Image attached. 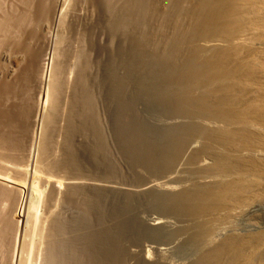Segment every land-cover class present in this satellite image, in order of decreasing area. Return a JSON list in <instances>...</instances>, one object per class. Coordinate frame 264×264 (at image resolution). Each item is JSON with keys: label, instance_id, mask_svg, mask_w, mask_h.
Listing matches in <instances>:
<instances>
[{"label": "bare ground", "instance_id": "1", "mask_svg": "<svg viewBox=\"0 0 264 264\" xmlns=\"http://www.w3.org/2000/svg\"><path fill=\"white\" fill-rule=\"evenodd\" d=\"M76 1L79 3L82 0ZM90 1L91 5H95L94 10L97 7L96 11L99 12L96 17L92 16L95 21L83 26L86 32L82 31V27L80 33H86L87 42L97 55H102L105 50L102 37L104 28V33L108 31L111 35V41H108L113 45L119 40L123 45L134 46V41L139 38L142 49L147 50L145 46L152 37H149V26L158 20L155 28L160 34H154L158 36L153 38L156 44L154 49L157 48L155 50L162 57L154 54V59L159 56L166 65L160 64L159 58L158 67L150 63L153 65L151 67L158 68L153 73L155 84L152 82L154 85H150H153V107L164 108L169 115L160 119L164 134L159 135L151 122L148 119L147 122L139 113L142 96L139 101L136 99L133 77L125 74L127 77L120 75L118 78L117 73L116 77L120 79L117 84L120 86L118 93L115 92L118 97L113 101L116 104L113 106L115 119L111 121L115 139L110 138L105 125V102L104 98L101 99V94H104L100 82L102 75H89V61L84 62L87 67L75 73L73 82L66 78V83H72L71 86L61 82L62 70L58 66L56 69L59 70L60 80L56 74V81L49 85L50 92L48 89L47 94L44 90L40 92L37 106L33 104L37 108L29 104L10 105L9 100L16 91L15 84L0 85V117L5 118L7 128V132L0 135V148L3 146L8 151L6 157L14 158L12 152L21 153L23 142L28 143V163L33 157V149H37V166L40 163L42 167L35 166L33 172L30 171L31 167L30 170L25 167L27 176L38 178L42 172L40 168H44V172L49 171L52 177L57 175L58 178L53 177L50 183L55 184V179L60 178L58 174L64 176L65 179L62 177L61 180L65 181L61 186L70 196V202L81 212L78 218L75 219V215L72 219L76 220L72 225L74 227H70L72 222L68 223L65 218H53L52 225L48 227L50 229L46 231V263L86 262V246L91 242L86 232L92 222L89 211L98 209L102 212L107 201L103 195L108 194L114 203L133 204L136 198H142L148 204L176 215L179 224L160 217L147 219L144 223L156 236L170 239L180 232L183 242L190 241L185 244L190 246L189 249L192 247L194 252L192 255V250H188L189 254L187 251L185 253L193 258L190 263L184 261L183 264H264V230L253 232L249 229L251 226H247L249 232L244 231V234L243 230L240 233L236 230L237 224L246 216L264 215V0H164L165 8L162 10L156 9L153 0ZM58 3L59 8L54 13L51 12L52 7L47 10L50 6L40 8L42 5L39 4V15L44 16L41 20H49L50 13H53L51 22L59 20L63 14L61 9L67 2L58 0ZM75 17L77 19L78 16ZM12 18L5 19L0 28L9 31L7 29L10 22L12 25ZM22 19L20 27L25 23H22ZM45 23L47 25L44 28L42 25V30L50 24L48 21ZM73 27L79 33L76 26ZM10 31L7 35L16 34ZM74 31L71 30L72 33ZM111 43L106 44L112 46ZM33 49L28 71L30 75L39 71L37 62L41 56V50ZM129 57V66L134 68L138 61ZM61 68L64 70L63 65ZM65 85L70 87V90L67 87L69 92L65 90ZM63 91L69 94L68 103L64 102V106ZM146 99L144 103H147ZM115 152L124 160L126 173L118 165ZM151 176H160L169 181L179 179L182 184L166 186L160 182L161 186L155 182V178L150 179ZM125 177L144 180L131 186L106 183L109 179ZM100 178L107 180H100L103 183L93 182ZM32 181L30 186L29 183L20 184L21 198L14 215L17 228L14 264L29 263L27 251L34 243L29 239L30 244L22 242L24 229L26 233L31 222V228L39 232L37 208L40 190ZM29 192L31 199L26 209L23 194ZM63 194H66L65 191ZM11 197L8 189L0 184V201L6 199L8 202ZM8 225L5 224V228ZM2 228L0 236L6 235L9 229L3 231ZM72 232L76 237H72ZM155 250L162 254L167 248L156 247ZM148 257L146 260H149ZM95 264L101 263L97 261Z\"/></svg>", "mask_w": 264, "mask_h": 264}, {"label": "rangeland", "instance_id": "2", "mask_svg": "<svg viewBox=\"0 0 264 264\" xmlns=\"http://www.w3.org/2000/svg\"><path fill=\"white\" fill-rule=\"evenodd\" d=\"M25 1L24 0H0V26L5 19H7V18L10 19L12 17L14 18V20L12 21V25L10 22V27L15 26V25L17 26V27H13V28L11 27V29H9L10 28L9 27L7 29L9 31L13 30V33H16V34H9V35H12L11 39L9 38V35H7V32L10 33L12 31L6 32L5 31L6 29L4 30L2 27L0 28V42L2 43V47H0V73H1L0 74V83H1L0 85H2V86L5 84L7 85V83H8V85L9 84H11V85L15 84L14 88L16 90L14 92L13 96L9 100L10 105L16 104L19 106L20 105L24 106V105L29 104L31 106H34V105L37 106L36 102L38 101V96L40 95V92L45 91V93H46L47 89L50 92L51 86H49V85H52L51 83H53V80H54V82L56 81V79H57L56 74H58L59 68H60V71L62 70L61 71L62 76H60L61 82L62 81H63V83L68 82V80H66V78H68L69 81L72 80V82H73L75 73L80 68L83 69V67L86 65V64H84V62L89 61L88 63H91L88 65V67L90 68V69L88 68L89 73H90L89 75H96L97 73H101V75H102L101 79H103V80L100 82L102 83L101 88L103 89L102 92H104V94H101L102 96L101 95L100 96L102 97L101 99L104 98L103 101L105 102V103L103 102L104 103L103 105H105V113H106L105 125H106V129H107V133L110 136V138L115 139V136L113 134L114 133L113 128L111 126V121H113L115 119V111L113 110V106L116 104L113 103V101H114V98L118 97V94L115 93V92L118 93L117 90H118V87L120 86L119 83L117 84V82L120 81V79H118V78L120 77V75H122L121 77H123V76H126L127 74H128L127 76H131V78L133 77L132 80H134V82H135L134 84H135L136 88L134 91H135V95L137 96V98H136V96H135V98L138 100L139 97L142 96V99H143V100L141 98H140L141 100L139 99L140 102L143 103V104H139L140 115L147 122H148V120L151 122V126L155 130V132H157L159 135L164 134V129H162V127L159 123H160L161 118H164V117L167 118L168 117L169 112H167L166 109L164 110V108H158L156 106L153 107L154 95H152V92H151L152 91L151 86H153L155 84L154 83L155 79L153 78V75H154L153 73H155V68H157L158 65L163 64L161 62L162 61V59H161L162 55H160V53L159 54L157 53V50H155L157 48L154 49V47L156 45L154 43V39H155V37L156 38L158 37L156 35L160 34L156 29L158 20H154L155 23L152 22V24L149 26V29H148L149 30L148 31L149 37H151V36L152 37L150 38L151 41H149V44H147L145 46V49H147V50L142 49V46H141L142 43L139 40V38H137L138 39L137 41H134V46L133 45L132 46L123 45V42L119 41V40H116L115 42H113L114 43V45H113L110 42L111 38H109V37H111V35L109 34L108 31H106L104 33V31H105L104 30L105 28H104L102 30V35H103L102 37H103L104 43H105L104 44L105 48L103 47L105 50H103L104 52H102L103 53L102 55H99V54L97 55V52H95L91 48V46H89V41L87 42L88 37L85 33L86 29L83 27V26H85V27L89 26L88 25L89 23H92L93 21H95L93 17H96L97 13L99 12V11H96L98 9L97 7L94 10L95 5L94 6L91 5L92 3L88 2L90 0H88V1L85 0V4L88 2L87 4L88 5L90 4L89 5L90 7L92 6L91 8L89 6H87V4L86 5L84 4V0H82L83 2L79 1V3L76 0L75 1L74 0H66L67 3H64V5L61 9V11L63 12L62 17L59 19L60 21L56 20L55 22H51V14L53 15L55 9L59 8L58 0H49V1L45 0L48 2V4L44 0L43 1L42 0L41 1L40 0H29V1L27 0L26 3H25ZM39 1H40V3H39L40 6L42 5L40 8H43V6L44 7L50 6V8L46 7L47 10L48 9L50 10L52 7L53 10H51V12H53V13L49 14L50 19L47 18L49 20H46V19L41 20V19H43L42 17H44V16L41 17V15H39V12H40L39 11V9H40L39 4H38ZM41 2H42V4H41ZM44 2H45V5H44ZM153 2L155 4V7L157 6L156 7L157 10H159V9L162 10L163 8H165L163 6L165 5L166 1H164V0H153ZM157 3L160 6H158ZM37 4H38V6H36ZM36 7H37V9H36ZM25 10H26V12H23ZM27 11H28V14H27ZM92 13H93V15H92ZM87 14L89 15L90 18L93 16L92 17L93 20H92V18L90 20V18L88 17ZM76 15L78 16L77 17L78 20L75 17ZM39 16H40V18H39ZM21 17L24 19V21L22 23H24V22L25 23L22 24V26L20 27L21 19H22ZM85 17H87V18H85ZM18 18L19 19L21 18V19L19 20ZM70 18L72 20H70ZM83 18H84V20L86 19L85 20L86 22H84ZM88 18H89V20H88ZM79 19H80V21H79ZM45 20L48 21V23H50V22L51 23L48 25V28L45 30L43 29L44 30L43 31L42 28H44L45 24H46ZM9 21H11V20H9ZM15 21L16 22L18 21V23L16 24ZM73 21L75 23V24L73 23V25L76 26L75 28H76L77 32H79V33H76L74 31L75 29H73L74 28L73 25L71 26ZM78 21H79V24L77 23L78 24V26H77L76 22H78ZM81 24H84V25L80 26ZM42 25H43V27L41 28ZM70 28H72L71 30H72V32L74 31V33L71 32ZM1 29H3V31H1ZM15 29L19 30V32L17 31L18 32L17 33L15 31ZM80 29L82 31H85L83 33L85 35H82L81 34L82 32L80 33V31H81ZM27 30H28V32H27ZM33 30H34V33L32 34ZM107 32H108V34H107ZM154 34H156V35H154ZM13 35L15 38L13 37ZM83 36H85L87 39L84 38ZM109 39H110V41H108ZM148 40H149V38H148ZM107 42L111 43L112 46H110V44H106ZM3 43H4V45H3ZM152 44L154 46H152ZM28 45L30 46L29 47L30 49L28 48ZM147 46H148V48H147ZM33 48L36 50H41V56L39 57L38 62H37V65H39V71L36 74L32 73L30 75V72H28V71H29V65H31V62H30L31 57H32L31 53L33 54V52H34V51L31 52ZM139 49L143 50L144 52L143 51L141 52ZM151 51H153V52H151ZM148 54H150L151 56L153 54V57H150V55H148ZM154 54H158L159 56H161L159 58V56L156 55L160 60L159 63L161 62L160 64L157 63L158 58H155V59H157V61L154 59V57H155ZM144 55L146 58L144 57ZM126 56H127V59H125ZM129 56H131V58L134 57L136 59V62L138 61L137 64L134 66L136 71L134 70V68H131L129 66L130 65L128 62V60L130 59ZM148 58H149V60H148ZM123 59L128 62V65L126 64L127 62L125 63L123 61ZM141 59H142V62H141ZM144 59L148 60L149 62H146ZM152 60L154 63L152 62ZM147 63H149V64H147ZM150 63H152L153 65H157V67H155V66H154L155 68L151 67L152 64H150ZM27 65H28V68H27ZM62 65H63L64 70L61 68ZM163 65H166V64H163ZM66 66H67V68H66ZM57 67H58V69H56ZM85 67H87V66H85ZM91 70H93V72ZM64 71H66V72H64ZM138 72L140 73V76H139ZM65 73H67V74H65ZM117 73L119 75L118 78L116 77ZM150 74L152 77L151 76L149 77ZM59 75H60V73L58 74V81L60 80ZM63 75L64 76L66 75L65 78L63 77ZM69 75L71 76L70 78H69ZM142 76H144V77H142ZM62 77H63V79H62ZM103 81H104V85H103ZM150 84H153V85H150ZM66 85L71 86L72 83L71 84L66 83ZM66 85H65V87H66L65 90L68 87ZM69 88L70 87H68V89ZM68 89H67V91L69 92L70 89L69 90ZM64 91H63V98H62V102H63L62 105L63 106L66 104L64 102L68 103V100H69L68 92L66 91L67 92L66 93ZM143 96H145V97H143ZM148 96H150V97H148ZM147 97L149 99H146ZM145 99L149 105L147 103H144ZM29 101H31V102H29ZM116 101H117V99H116ZM24 102H26L27 104ZM37 104H38V102H37ZM35 106H34V108H37ZM3 119L5 120L4 117H0V135H3L7 132V128L5 126V122ZM111 135H112V137H111ZM111 142H112V139H111ZM25 143L26 142H23V144H22V150H21L22 154L19 152H18V154L16 152H12V154L15 155L14 156L15 159L13 158V156L12 157L8 156L10 159L8 157H6L8 154L7 153L8 151H6V149L2 148L3 146L1 147L2 149L0 148L1 149L0 150V184H1V186L3 185V187L8 189V192H10L12 194V197H11V199H9L8 202L6 201V199H3V200L1 199V201H0V211H1L0 212V221H2V224H0V226L2 225L1 227H3L2 228L3 231H4V229H5V231H7V229L9 228L6 235L0 236V264H14L13 263L14 245H15L14 242L16 241L15 236L17 233L16 223H15L16 220H14L15 219L14 215H15V211H16L15 209H17L16 207L18 206L17 203H18L19 199L21 198V197H19L20 196L19 189L20 190L22 189L21 185L23 183H27V184L29 183L28 185L30 186L31 183L33 182L32 180H34L38 189L40 190V201H39V205L37 208L38 209L37 214L39 215L37 227H38L39 232H37V231L35 232L31 228L32 224H30L31 223L30 222L28 224L27 229H26L27 232L24 233L25 232V229H24L23 233L21 234L22 242H24L26 244H28V243L30 244L31 242L34 243L33 246H31L27 251V253L29 255V263L27 261V264H47L46 260L48 257V255H47L48 254L47 253L48 252L47 251L48 250V246H47V244H48V242H47L48 234L47 233L48 232H46V231L50 229V228L48 229V227L50 225H52V223L55 219L54 217H58V219H60V218L64 219L65 218L64 220H67L68 223L72 222V223H70V227H74L72 225H73V223L75 225L74 221H76L75 219L78 218V216H79L78 214L81 213L79 211L80 209H78V207L76 205H74L70 202V196L68 195L67 191L64 190L65 189V188H63L64 186L63 185L61 186V183H63V181H65V180H63V181L61 180L62 177H63L62 179H65L64 176L61 177V175L58 174V176L60 177L59 178L60 180L55 179V180H57V181H54L56 185L54 183H50V181L53 182V180H52V179H54L53 177H56L57 175L53 174L55 176H53V177L50 176L51 173L49 175V173H48L49 171H47V170H45L46 172H44V170H43L44 168H40V169H42V170H40L42 172L39 173L38 178H34V177H32V175L27 176V173L25 172V170H26L25 167H28L27 169H29V170L31 167L30 171L33 172L35 166H37V161H39V158L37 159V154H38V152H36L37 149H33L34 152L31 154V155H33V157L30 156L31 162L28 163L29 155L26 153L28 151V143H26V144ZM25 153H26V155H25ZM1 154L3 156H1ZM115 154L117 156L116 152H115ZM17 157H21L23 159L17 160V159H19ZM25 160H27V161H25ZM14 161H17V162H14ZM26 162H27V164H26ZM117 162H118V165L121 167L122 171L124 173H126V166L124 165L125 164L124 160L121 157L117 156ZM29 164H30V166H29ZM39 164L37 167H39V166L42 167V165H39ZM120 164H122V166ZM25 165H27V166H25ZM1 178H3V179L5 178V179L3 180ZM56 178H58V177H56ZM138 178L139 179H130L128 177H125L122 179H120V178L114 179V180L112 179V181L109 179L106 183L109 182V184H114V185L117 184V185H121V186H128V185L131 186V185H135L137 183L143 182L144 179L142 180L140 177H138ZM6 179H7V182L5 181ZM150 179H154L155 182H158V184L161 186L166 185V184H167L166 186H169V185L179 186L182 184V182H180L179 179H177L175 181L174 180L169 181V180H167V178H163L160 176H153V177L151 176ZM24 180L26 182H23ZM100 180L105 181L107 179H105V178L101 179L100 178L98 181L93 180V182L103 183ZM160 182L164 183V184L162 185ZM16 183H18V184H16ZM173 183H175V184H173ZM53 184L55 186H53ZM57 185H60V186L58 187ZM61 187L63 188L62 192H61V189H62ZM51 188H52V190H51ZM54 188H56V190ZM59 188H60V190H59ZM53 190H55V191H53ZM50 191H52V192H50ZM64 191L66 194H63ZM26 194L25 195L23 194V196H24V201H25L26 209H27V207L29 205V201H30L29 198L31 196H30V192H29V194H27V195ZM103 196H104L103 197L104 199L107 198L106 199L107 201H105L106 204L104 205L103 211L101 212L98 209H96V210L92 209L91 211H89V214H90L89 217H91L92 222L90 223L91 225H88L86 232L88 233V236L90 237L91 242H90V244H88L86 246V252H87L88 256H87V258L85 260L86 262H84V264H95V263H97V261L100 262L101 264H164L165 262H169V263H165V264H173V263L175 264L177 261H178V263L183 264L185 262H187V263L191 262V259L193 258V256H190V255H192L194 251H193L192 247H191V249H189L190 246L188 244H185V243H190V241H188V242L184 241L183 242V240H181L182 236L180 237V235H181L180 232H179L180 235L175 234L172 238L165 239L166 237L162 238V237L154 235V232L149 230L147 228L146 224L144 223L145 220H147V219L149 220L151 218H157V217L159 218L160 217L161 219H166L167 221L170 220V222L172 221V223L179 224V220L176 217V215L174 216L173 214L167 213L166 211H164L163 209H161L157 205L148 204L142 198H136L133 204H127V203H120V202L114 203L112 196H110L108 194H106V195L104 194ZM76 210H78L79 212L78 211L76 212ZM75 215H77V217ZM74 216H75V219L72 220ZM6 220L8 223L6 222ZM32 220H34V219H32ZM50 220H51V223H50ZM176 220H177V222H176ZM34 222H35V220H34ZM5 224L6 225L9 224L10 227H8L9 226L8 225L7 226L8 228L7 227L5 228ZM247 226L248 227L251 226L249 229H251V231H253V232L260 231V229L264 230V215H261V214L258 215L257 214L255 216H251V215L246 216L245 219L243 218V220L237 224L236 230H238L237 232H239V233L242 232V230H243V232H242L243 234H244V231L247 233V232H249V229ZM151 233H153V234H151ZM24 235H25V237H23ZM71 235H72V237H76L75 233H73V232L71 233ZM32 236H34V237H32ZM14 239H15V241H14ZM28 239L31 242H29ZM156 247L167 248V250L165 252H163L162 254H160V253H158V251L155 250ZM34 248H35V250H34ZM30 249H32V250H30ZM183 250H184V252H182ZM188 250L189 251L192 250V252H190V255H188L189 254ZM30 251L32 254L29 253ZM185 251H187L186 253H188V254H186ZM27 253H25L26 255L24 254L25 257H27ZM146 257H148L149 260H146L147 259ZM188 257H190V258H188ZM93 261L95 263H93ZM170 262H173V263H170ZM178 263H176V264H178Z\"/></svg>", "mask_w": 264, "mask_h": 264}]
</instances>
